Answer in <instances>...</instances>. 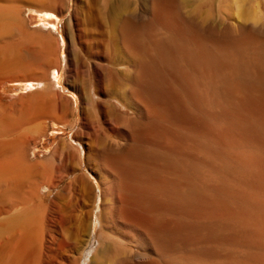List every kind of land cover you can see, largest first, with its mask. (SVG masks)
<instances>
[{"label":"bare ground","instance_id":"6f19581e","mask_svg":"<svg viewBox=\"0 0 264 264\" xmlns=\"http://www.w3.org/2000/svg\"><path fill=\"white\" fill-rule=\"evenodd\" d=\"M13 5L0 38L24 43L0 69L38 76L0 102V137L76 131L40 162L0 138V199L25 211L5 264H264V26L211 24L198 0H74L64 53Z\"/></svg>","mask_w":264,"mask_h":264},{"label":"rangeland","instance_id":"374dc122","mask_svg":"<svg viewBox=\"0 0 264 264\" xmlns=\"http://www.w3.org/2000/svg\"><path fill=\"white\" fill-rule=\"evenodd\" d=\"M124 1H129V0H124ZM190 1L191 4H194L196 2V0H190ZM198 1L203 2V10L206 11L207 13L206 14L207 17L205 16V18H207V20L208 19L210 20V21L207 20L206 21L211 22V24L215 23V25L218 24L217 26H223V24L227 25L228 23V26H232L233 24L235 25L236 23L235 26H237L238 24L240 25L242 24L241 22H243V24L254 23V25L264 26V0H198ZM15 2H16L15 0L13 1L0 0V7H3L4 10L5 8L7 9L8 6L13 4H15L13 5L14 7L19 6L17 7V9L19 10L18 14L19 17H21L20 19L22 20L23 27L26 29V31L36 33L37 35L40 34L42 36H46L49 39H51L55 44L57 45L61 44V46L63 45L64 53H65L66 52L65 49H67V43H68L67 36L65 35V26L68 23L71 14L73 13L74 0L72 1L73 6L64 15L58 13L57 10L55 12L53 10L45 9V7L43 6L44 3H42L43 0L42 1L30 0L21 5L20 4L16 5ZM179 13L182 12L180 11ZM244 18L247 20L246 22H248V20L249 22L245 23ZM219 23H221L222 25H220ZM4 27L5 30L7 29L9 30L8 22H6V26L4 25L3 28L0 25V32H1V28L4 29ZM13 33L11 36H8V38L5 39L4 37L0 38V47L12 53L10 55V59H14L16 57L15 53L22 48L24 43L23 39H21L17 33H15L14 35ZM62 38L65 41V43L63 44H62ZM0 55L2 59L5 58L2 57V54ZM61 56L65 57L66 54H63ZM28 67L29 66H21V67L17 66L4 70L0 69V99H1L0 102L3 105V108H5L6 106L9 107L10 105H12L11 103L15 104V102L16 103L19 102L21 98H26L34 93V91L30 92L26 90V81H31L35 79L36 76H38V73H36V71H34L32 68L30 67L28 68ZM55 76H57V72L53 71L51 77L52 80L56 79ZM10 77L16 79L12 80L10 79ZM59 78H60L59 80L60 84L57 85L58 91H60L59 88L61 86L64 87L63 94L66 97L68 96L67 98L74 101V99H76V95L69 90L66 84H64L65 83L64 76H59L58 79ZM20 125L17 126L18 128H16L18 130L15 129L14 132L9 133L10 135L6 134V137L4 138L0 137V138L1 140H13L19 137L20 135L23 136L26 135L27 139L29 138L28 143L26 145V152L29 155V159L34 162H40L44 160L46 157H50L54 152L56 146L61 141L66 139L72 141L73 135L76 131V129L72 130L69 128H61L56 124L50 123L49 128L46 126L47 128L44 131L45 135L44 132H42L41 134L34 135L28 132L29 129L28 126L30 124L22 123ZM4 182L3 183L1 182L0 186L5 187L9 184L8 182H5L4 185ZM24 184L25 183H22L20 185L23 186ZM98 186L99 185H97V187ZM43 192L47 193L48 189H44ZM96 193L97 194L99 193V188H97ZM45 195L46 194L42 193L40 200L43 201L44 199V201H46L47 203L50 200V197L46 195L47 196L46 198ZM6 199L4 198L0 199V264H5L6 249H7V245L5 241L7 237L10 234L14 235V233L21 231L24 224V221L22 219L25 216L24 208L21 207L19 203L16 204V206L14 207L15 209L14 208L11 209L10 207H7L9 205L8 202L5 203L7 201ZM97 203L99 204L101 203V201L100 202L97 201ZM95 212H97V210ZM38 223L39 222H37L36 225H38ZM97 223L98 222L95 221V230H98ZM36 225H35V231H37V233L38 232L40 233V228H39L40 224L38 225L39 227Z\"/></svg>","mask_w":264,"mask_h":264}]
</instances>
